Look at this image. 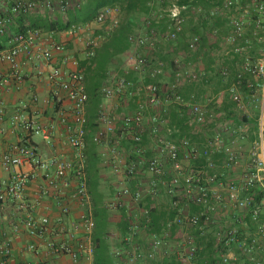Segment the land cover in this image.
I'll use <instances>...</instances> for the list:
<instances>
[{
	"label": "crops",
	"instance_id": "1",
	"mask_svg": "<svg viewBox=\"0 0 264 264\" xmlns=\"http://www.w3.org/2000/svg\"><path fill=\"white\" fill-rule=\"evenodd\" d=\"M15 1L16 0H2L3 8L5 10H10ZM84 1L85 0H72V8ZM197 1L198 0H189L190 6L187 5L188 10L185 14L182 32L188 39H191L193 36H199L201 49L203 48V50H201V53L197 57L191 55L188 59H184L180 55H175L177 49L173 47L175 46L173 42L165 40L162 34L157 31L158 34L155 38L153 49L136 48L131 44L130 48L123 53L122 57H119L120 59L108 60L102 68L94 69L92 66H89V57L86 56L85 42L88 38L99 36V34L104 37L105 26L91 23L88 25L89 29L80 34V36L84 35L85 38H83V40L78 38V36L74 37L69 35L68 30L48 33L42 31L44 37H49L51 41L56 44H63L66 48L65 54L55 53L54 59L50 64L28 62L24 58L21 66L24 80L21 84H16L13 79L9 78V66L7 64L1 65L0 68L4 70L8 78V83L0 90V103L5 111L4 119L2 121L0 120V185L7 182L10 175L9 171L4 168L1 162V156L10 152L19 144H28L33 147L40 156L61 160H71L73 158V152L66 144L69 135L68 126H73L71 104L65 92L55 88L38 74L40 70L45 73L49 71L52 66L56 67L61 65L64 56H67L70 60L76 61L75 66L70 62L65 68L70 71L77 70L82 73L85 77V85L86 83L90 85L92 78H96L100 81V93L104 85H111L113 83L112 76H120L121 74H126L129 77L132 76L134 78V83L140 88L145 86L148 82L151 84L154 82L159 84L158 86L161 88L159 101L164 110V113L161 115L163 119L161 127L162 133L170 128L169 126L172 124L170 114L178 108L182 109L179 112H182L184 109L186 111V116L189 117L188 125L190 129L187 132V138L192 139L199 149L207 145L210 139L217 134H220L221 138H224V132L230 129L233 119L237 123H242L239 130H237L244 133L243 135L241 134L243 136L242 139H244V137V140L247 138L250 141L256 137L259 139L260 129L261 126H263L264 95L261 99V106L258 113L260 125L258 135L254 137L251 132V122L254 120L255 114L251 109V103L249 101L246 103L242 101L243 103L241 102L239 105L236 103L233 104L229 89L226 87L227 82L236 76L237 63L241 58V56L233 54L232 45L226 42L231 32V26L229 25L230 11L223 9L220 3L209 1L208 3L203 2L198 4ZM236 1H238L240 5L239 14L245 16L247 19L244 39L238 40L237 45L243 47L244 52L254 60H261L264 56V50L262 49V41L264 39L260 37L259 40L258 34L260 30H254V20L257 15L252 7V2L247 0ZM36 2L38 4L37 10L28 16H15L12 28L19 25L28 27L34 24H40L43 20H55L57 16L64 20L67 16V13L61 14L57 9L51 13L47 12L43 6L42 0H36ZM53 2L55 3L56 0H53ZM72 8L68 11L70 12ZM214 9H216V14L211 16L210 12ZM115 16L118 22H120L124 14H122L119 9ZM108 22L111 23L109 20ZM122 26L135 35L149 34V31H147L148 24L146 18L142 14H132L128 16ZM260 32L262 33V31ZM218 33L223 36L222 41L219 40ZM263 34L262 36H264ZM140 55L149 58V68L141 73L129 71L130 62L136 56ZM177 58L181 59L183 70L201 71L203 73V76L197 82L181 81L177 88V92L185 100H190L191 102L203 106L210 114L216 117V122L202 126L196 125L191 121L192 115L190 110L185 107H180L173 102L172 96L168 92V87L173 83L176 74L175 67L172 66L171 61L173 62ZM162 60L165 62V65L160 68L157 62ZM103 68L109 69L105 81H102V76H104L106 72ZM155 70H157L156 73H154ZM222 71L228 73L223 79H221ZM251 79V77H246V82H249ZM246 82L243 81L239 89L245 90L243 92L249 94L251 88L247 86ZM55 93L57 95H55ZM252 94L248 95L249 98L254 97ZM132 97L137 100L134 102V100L131 99ZM145 99V94L142 92L140 94L133 92L132 94L129 93V95L124 93L112 101L104 100L100 94V105H94L92 102H88L85 113L88 119L94 117L98 108H103L111 113L116 122L115 131H120V136L118 137L119 142L123 147H126L130 140L127 132L123 130L122 119L134 113L137 108V102H144ZM233 106H238L239 109L243 110L239 119L231 112ZM154 111L153 108L149 107L146 111V117L152 115ZM17 112L22 113L27 118L33 119L45 127H50V142H45L39 135H32L25 132L20 126H11L10 119ZM62 112L66 117V122L60 121V114ZM197 126H199V128H197ZM102 127L103 126L98 123L96 126L97 131ZM213 130L215 135H212ZM210 131L212 132L209 133ZM143 138H145L148 145L151 144L153 149L154 144L152 145L153 141L151 142V138L148 136H144ZM130 144L132 145V143ZM96 147L97 150L94 152V157L99 159V164L97 166L98 172L95 182L96 189H93V191L95 196L101 198V202L105 204V207L108 202L114 200L116 192L124 186L132 190L140 188L145 191V182H147L150 177L149 174L142 173L132 181V179L125 178L124 175L115 173L113 168L105 163V155L107 156L109 153V145H96ZM149 148L150 147L146 150V155L148 157L153 155V151ZM103 149L105 151H103ZM86 151L88 157H90L88 150H85V152ZM260 151L264 156V150L260 149ZM124 153L122 160L118 162L121 170H125V165L132 156V150L126 149ZM211 159L215 164V170L213 172L202 165L195 170L203 172L204 176H208L212 173L217 174L218 181L212 188L222 192L226 200L219 204L215 213L210 214L209 221L202 224V231L187 226H174L169 234L164 236L165 223L177 216V211L171 206L172 198L165 194H162L154 201L145 195L140 205L135 204L131 199H124L122 206L119 208L115 210L106 208L108 212L106 221L108 228L106 244L110 249L111 256L115 250H120L124 247L120 239L127 234L128 217L133 216V220L141 222L142 219L139 216L135 218L134 215L137 213L140 214L139 211L143 208L150 207L151 224L147 228L141 227L137 231L134 239L135 244L139 247L143 255L140 264H218L222 256H227L234 264H256V262L264 264V238L261 240V243L252 248L250 252H244L241 243L243 240H248L250 237H253V235L255 236L256 228L255 225L252 222L250 223L248 218H246V210L237 207L234 202L227 199V185L229 183H235L240 187L242 186V180L228 179L227 174H229V172L223 166L225 163L224 154L217 153L213 155ZM192 163L196 164L195 162ZM21 169L31 172L34 168L30 165H25ZM34 171L35 176L30 180L24 192V200L31 205V209L28 211H19L16 202L11 200L5 201L0 207V239L9 241L11 246V255L7 260V264H21L23 262L35 261L41 264H88L85 259L74 263L67 255L54 256L48 251L44 239L31 237L27 234L23 226V221L27 216H31L34 219L46 217L55 225V222H57L59 218H63L65 222L78 220L83 211V208L78 204L67 200L68 197L63 199L56 195L40 196L41 190L47 188V186L38 171L35 169ZM90 182L92 181H89V186ZM72 189L73 184L66 187L63 186L62 192L67 196ZM243 193L244 192L240 193V198ZM182 197V192L176 193V198ZM65 202L70 205L71 211L67 216H62L61 205ZM262 205L264 206V200L262 201ZM200 210L201 208L194 205L184 206V211L190 215L197 214ZM15 225L19 226L17 231L14 229ZM228 229H235L238 232V242L228 246H218L216 239L218 232ZM155 234L161 236L163 240L161 246L156 250L151 248L153 235ZM49 236L56 242L65 239L64 234L60 233L58 230L52 231ZM187 236L191 237L193 244L197 247V253L190 261L185 259V257L183 259L181 258V255L185 256L188 249L185 245V238ZM31 244L36 246V252L28 249Z\"/></svg>",
	"mask_w": 264,
	"mask_h": 264
},
{
	"label": "built area",
	"instance_id": "2",
	"mask_svg": "<svg viewBox=\"0 0 264 264\" xmlns=\"http://www.w3.org/2000/svg\"><path fill=\"white\" fill-rule=\"evenodd\" d=\"M43 6L47 12H53L57 9L61 14H66L72 8V0H42ZM163 3L168 2L165 14L168 19L167 30L162 33L165 40L176 42L178 36L183 32L185 14L188 6L180 4L179 0H158ZM215 3L222 4L223 9L230 11L229 25L231 32L226 42L232 45V52L236 56H241L237 63L236 80L230 85L229 92L232 101L236 104L242 102L239 93L240 85L246 82V77H251L260 81V83L247 84L251 89L259 88L264 85V60H254L251 56L244 52V48L237 45L238 40L244 39L245 27L247 19L239 14L240 5L236 0H211ZM253 9L256 12L254 20L257 30L264 33V0H251ZM38 4L36 0H16L10 10H5L0 0V36H5L8 29L12 28L15 16H28L37 10ZM117 9L110 7L101 8L95 18L94 23L104 25L108 19L112 20V27H116L117 18L115 14ZM216 9L210 12L213 16ZM89 29L88 25L72 26L68 30V34L74 37ZM157 32L151 31L149 34L135 35L128 37L129 42L136 48L153 49ZM260 40V38H258ZM104 37L94 36L85 42V50L87 57H93L96 50L100 48ZM200 44L199 36H193L188 43V49L195 52ZM0 49V66L7 64L9 66V78L13 79L16 84H21L24 80L21 66L22 60L25 58L28 62L50 64L54 59V54H65L66 48L63 44H56L49 37H44L42 31L38 29H27L23 32L13 33L3 44ZM72 62L76 65L75 60L68 59L64 56L59 66H52L49 71H38L45 81L55 88L66 93L67 99L71 104L73 126H68L69 135L66 144L73 152L71 160H61L52 157L40 156L38 152L28 144H19L10 152L1 156V162L4 168L9 171L10 175L7 182L0 185V207L2 204L11 200L16 202L18 209L28 211L31 209L24 200L25 189L35 176V171L42 176L47 188L40 192V196H58L60 198L70 200L83 208L78 220L65 222L63 218H59L55 225L51 223L49 218L34 219L27 216L23 221V226L27 234L31 237H37L46 241L48 251L54 256L67 255L74 263L85 259L88 264H94V249L92 246V236L95 229L94 221V201L89 189V177L86 171V133L88 126V118L85 110L88 103V94L85 87V77L77 70H67L65 66ZM157 65L162 68L164 64L159 61ZM150 66L147 56H136L131 62L129 69L141 73ZM176 74L173 83L168 87V92L172 96L173 102L178 106L185 107L190 110L192 115L191 121L196 125H207L213 123L215 118L203 106L184 100L177 92V88L181 81L197 82L202 76L201 71L183 70L181 59L174 60ZM155 70L154 73H156ZM223 77L227 76L226 71L221 72ZM113 83L104 85L101 89V96L104 100L112 101L129 90L135 88L131 81L123 77L112 76ZM8 83V78L0 68V90ZM161 88L155 84H149L138 87L136 93L145 94V101H138L136 111L123 117V130L129 135V140L137 147L135 149L136 158L130 159L125 165V170H121L118 162L124 156V150L119 146V139L115 138L116 122L114 116L104 110L99 109L98 123L103 127L92 137L96 145H109V153L105 155V163L109 164L113 171L117 174L124 175L125 178L131 179L139 177L142 173L149 174L145 191L143 189L132 190L124 186L119 189L114 200L106 204L109 210H115L122 206L124 199H131L135 204L140 205L145 195L152 201L156 200L162 194L172 198L171 206L177 211V216L165 223L164 236L168 235L174 226H187L202 231V224L209 221L210 214L217 211L219 204L226 200L225 195L212 188L218 181V175L212 173L204 176L203 172L192 168L184 169L182 159L185 158L190 162H195L199 158L206 161L205 167L214 171V161L211 159L213 155L222 153L225 156L224 166L229 168L237 163V157L232 149L225 145L221 135L217 134L211 138L207 145L199 149L192 144L188 138H179L176 136L177 130L168 128L162 133L164 113L159 101V92ZM55 95H57L55 93ZM149 107L155 111L152 115L146 117V111ZM5 117V111L0 103V120ZM60 121L66 122L63 112L60 114ZM10 125L13 127L20 126L25 132L32 135H39L41 138L50 142V127H45L33 119L27 118L20 112L15 113L10 119ZM148 136L154 144L151 149L153 155L148 157L144 146L141 145L143 137ZM241 139L243 136L241 135ZM258 149L264 150V132L263 126L260 129V137L258 141ZM140 146V148H138ZM182 155V156H180ZM255 167L246 173L242 180V186L235 183H229L226 187L227 199L234 204L247 210L251 206V198H240V193L253 189L257 185L264 183V161L259 157L253 160ZM30 165L33 169L31 172L23 171L21 168ZM73 184V189L66 196L62 192V187ZM182 192V198H176V193ZM194 205L201 208L200 212L190 215L184 211V206ZM150 207L143 208L134 217L138 216L141 222L133 220V216L128 217L127 234L120 239L123 242V249L115 250L112 253L113 264H140L142 261V252L135 244L134 239L137 231L141 227L147 228L151 224ZM70 205L65 202L61 205L62 216L70 214ZM264 214L260 207H252L251 218L254 222H258L259 216ZM15 231L19 229L18 225L14 226ZM58 230L63 233L65 239L56 242L50 238L52 231ZM264 238V223L257 225L256 235L252 238L251 243L247 245L245 241L241 243L242 247L252 248L258 246ZM217 242L228 246L238 242L237 231L235 229L221 230L217 234ZM162 237L153 235L151 248L155 250L162 244ZM185 245L188 248L185 256L181 258L190 261L197 253V247L193 244L191 237L185 238ZM185 247V248H186ZM30 251L36 252L34 244L29 245ZM11 255L10 242L0 239V264H7V260ZM220 264H234L227 256H222ZM21 264H41L39 262H23ZM261 264V262H256Z\"/></svg>",
	"mask_w": 264,
	"mask_h": 264
},
{
	"label": "trees",
	"instance_id": "3",
	"mask_svg": "<svg viewBox=\"0 0 264 264\" xmlns=\"http://www.w3.org/2000/svg\"><path fill=\"white\" fill-rule=\"evenodd\" d=\"M211 0H198L197 3L201 4L203 2H209ZM250 1L251 0H247ZM180 4H185L189 5V0H179ZM168 6V2L165 1L163 3L159 2L158 0H85L83 3H80L72 8V10L67 12V16L64 18V20L60 17L57 16L55 20H43L41 21L40 24H34L32 26H24V25H19L15 28L8 29L6 32L5 36H0V49H2L4 46L3 44L6 42V40L13 34V33H18V32H23L27 29H38L40 31L44 32H61V31H67L69 30L72 26H78V25H89L91 23H94L95 18L97 16L98 11L103 8V7H110L114 8L121 11L122 14H124V17L122 21L118 22L117 20V25L116 27H112L110 25L112 23L111 19H108L111 21V23L107 22L103 25L105 26V35H104V41L102 42V45L98 50H96L95 54L93 57H89L88 63L90 64L89 66H92L94 69H99L102 68L105 64L106 61H111L115 59H120L119 57H122L123 53L127 51L131 43L128 40V37L132 35L133 33H130V30H126L122 25L125 23L127 20V17L132 15V14H142L146 18V22L148 24L147 31H155L158 33H163L164 31L167 30V23L168 19L166 17L165 11ZM161 7V8H159ZM119 8V9H118ZM161 11V12H160ZM255 27V24H254ZM254 29V28H253ZM254 30H257L255 27ZM261 31V30H260ZM259 31L258 37H262L264 39V36H262V33ZM101 35V34H99ZM216 35V34H215ZM264 35V34H263ZM102 36V35H101ZM218 38L219 40L222 41L223 36L218 33ZM190 39V38H189ZM189 39L187 36L184 34H180L178 36V39L176 42L173 44L175 46V49H177V52L175 55H180L184 59H188L189 56L194 55L197 57L200 53L201 50V44H199L198 49L195 52H191L188 49V41ZM214 40V38H213ZM263 46L262 49L264 50V40L262 41ZM164 65L165 62L162 60L161 61ZM172 66H174V61H171ZM175 67V66H174ZM90 69V68H89ZM105 69V68H103ZM176 70V68H174ZM102 70V69H100ZM105 75L102 76V81H105L106 76L108 74L109 69H105ZM132 71V70H129ZM134 72V71H132ZM118 77H123L128 81H131L133 85L135 86L134 89L129 90L126 92V94L129 95L132 94L133 92L136 91L138 88L136 84L134 83V78L132 76H127L126 74H121ZM224 77L221 76V79ZM87 79V77H86ZM236 80V76L233 77L231 80L227 82V89L230 88V85ZM87 82V81H86ZM90 85L86 83V92L88 94V102H92L94 105H100V81L96 78H92L90 81ZM151 84L148 82L146 85ZM155 85H159L157 83H152ZM160 87V86H159ZM243 88V87H242ZM245 91V90H242ZM255 88L250 89L249 95L254 93ZM160 94V92H159ZM123 95V94H122ZM183 98V97H182ZM132 100L134 102L137 100L136 98L132 97ZM184 99V98H183ZM185 100V99H184ZM190 101V100H187ZM233 104H235L232 101ZM182 107V106H180ZM95 112L94 117H91L88 119V126H87V133L85 136L86 139V150H88V154H90V157L87 155V151L85 152L86 156V171L87 175L89 177V180L92 181L90 182V192L93 197L94 201V221H95V229L93 232L92 236V246L94 249V264H113V259L110 253V249L107 247L106 244V239H107V209L105 207V204L101 202V198L99 196H95L93 189H96V180H97V166L99 164V159L94 157V152L97 150L96 144L93 142V136L97 132L96 126L98 125V112ZM180 108L177 110H174L170 114V118L172 121V124H170L171 129H177V134L179 138H187L188 136V131H189V117L186 116L185 110L183 109L182 112H179ZM96 120V121H95ZM215 122H216V117H215ZM251 129L254 130L255 134L258 133L259 130V118L256 117V120L251 122ZM179 131V133H178ZM263 132H264V115H263ZM116 138L120 136V131L116 130L115 131ZM256 137V136H255ZM256 139V138H255ZM253 139V141L255 140ZM189 141L192 143V139L189 138ZM252 141V140H251ZM145 138H143L141 145H145ZM130 141L126 147L122 144L119 143L120 148H124L123 150L129 149L132 150V158H136V145ZM140 148V146L138 147ZM182 156V155H180ZM130 161V160H129ZM127 161V163L129 162ZM196 164H200L205 166L206 161L204 158H199L197 161H195ZM132 181L136 179V176L131 178ZM92 188V191H91ZM249 197L251 198V206L247 208L246 210V218H248V221L253 223L255 225L256 231H257V225L264 223V214H261L259 216L258 222H254L251 218V209L252 207H260L263 212H264V206L262 205V201L264 200V183L262 185H257L253 189H250L248 191H244L242 198ZM19 211H21L19 209ZM126 219V218H125ZM126 223V220H125ZM238 236V232H237ZM254 237V235H253ZM253 237H250L248 240H243L249 245L251 243V240ZM218 246L223 247V243H219ZM250 248L243 247L244 252H248ZM222 262V259L218 261V264Z\"/></svg>",
	"mask_w": 264,
	"mask_h": 264
},
{
	"label": "rangeland",
	"instance_id": "4",
	"mask_svg": "<svg viewBox=\"0 0 264 264\" xmlns=\"http://www.w3.org/2000/svg\"><path fill=\"white\" fill-rule=\"evenodd\" d=\"M78 38L83 40V38H85V37H84V35H81V36L79 35ZM262 60H264V56H263ZM251 80H249V82H246V84H249V83H253V84L260 83V81H258L256 79L252 78ZM239 93H240V95L242 97V101H244V103H246L248 101L251 103V106H252L251 109L253 110V113L255 114L254 115L255 116L254 120H256V117H258L259 109H260V106H261V99H262V97L264 95V85L262 87L256 88L254 93L252 94L254 97H251V98H249V96H248L249 94L248 93H246V92L244 93L241 89H239ZM231 112H233L235 117L239 119L240 115L243 112V110L239 109L238 106H233L232 109H231ZM214 122H215V120H214ZM234 122H235V120L233 119V122L230 125V129L228 131L224 132L225 136H224V138H222V140H223L224 144L229 146L232 149V151L235 153V155L237 157V163L232 165L229 168H226V170L229 172V174H227L228 179H235V180L240 179V180H243L244 175L255 167V164L253 162L254 158L259 157L260 160L264 161V156L261 153L260 149H258V145L257 144H258L259 139L257 137H256L257 139H255L254 141L253 140L250 141L247 138H246V140H244L245 137H244V139H241L240 138L241 134L243 135L244 133H241V132H239L237 130H239V128L242 125V123H239V122L238 123L237 122L234 123ZM197 128H199V126H197ZM205 128H206V126H205ZM211 132L212 131H210L209 133H211ZM251 132H252L254 137L258 135V133L255 134L254 130H252ZM212 135H215L214 130L212 132ZM151 142H152V140H151ZM192 144H194L193 141H192ZM152 145H153V142H152ZM145 146L147 148L150 147L149 149H152L151 144L148 145L147 142L144 145V148L147 149ZM103 151H105V150L103 149ZM182 166H183L184 169L192 168V169L195 170V169L200 167V164H193L192 162H190V161L186 160L185 158H183L182 159ZM224 168H225V166H224ZM214 170H215V166H214Z\"/></svg>",
	"mask_w": 264,
	"mask_h": 264
}]
</instances>
